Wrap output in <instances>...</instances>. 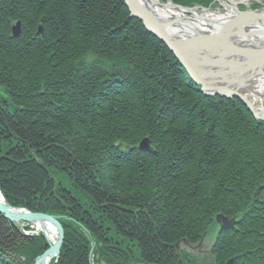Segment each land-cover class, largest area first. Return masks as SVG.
Segmentation results:
<instances>
[{
    "label": "trees",
    "instance_id": "obj_1",
    "mask_svg": "<svg viewBox=\"0 0 264 264\" xmlns=\"http://www.w3.org/2000/svg\"><path fill=\"white\" fill-rule=\"evenodd\" d=\"M182 68L122 0H0V192L61 215L55 264H264V122ZM217 213L238 224L215 234L208 262L173 247ZM46 248L0 214V264Z\"/></svg>",
    "mask_w": 264,
    "mask_h": 264
},
{
    "label": "water",
    "instance_id": "obj_2",
    "mask_svg": "<svg viewBox=\"0 0 264 264\" xmlns=\"http://www.w3.org/2000/svg\"><path fill=\"white\" fill-rule=\"evenodd\" d=\"M122 1L127 6L130 15L142 20L145 29L150 34L160 39L174 54L181 66L183 65L186 69L190 78L199 85V90L202 93L207 95L222 94L229 98H238L252 112L255 118L261 115L260 111H256L254 108L247 91H249L250 94L251 92L253 93L249 83L253 76L257 75L259 72L264 74L263 69L253 72L256 67L248 62L250 60L260 62L261 58L264 57V21L259 27H254V24H258L260 19L252 20L251 16H248L245 20L249 23L236 20L222 22L217 27L203 28L198 26V22L190 21V16H188L189 12H186L187 16L185 20L188 23H193L191 25L187 24L186 26L185 23H179L176 19L172 20L173 22H162V17L153 12L148 0ZM193 8L201 11L210 10L209 7H202L200 5H196ZM237 8L234 7V9ZM255 11L256 10L247 9L240 11L239 13L243 18ZM250 20L254 22L250 23ZM40 31L41 28L39 26L37 33ZM11 32L12 37L19 35V21L12 24ZM193 43L198 47L194 49L192 45H190ZM195 52L198 55L194 54ZM238 53H240L239 57L241 58L239 61L235 58V55ZM258 53H261L262 57L257 56ZM199 55L204 58L208 56L212 57L210 60L205 58V62L209 63L211 67H214L217 70L213 72H211V69L203 71L206 67L201 68L199 66L203 64L198 63L196 60V64H198L197 66L192 60V56L198 57ZM250 72L256 74H253L251 77L248 74ZM208 78H212V80H217V78H219L220 80H223V82H227L228 85L223 86L219 85V83L210 82ZM137 148L150 150L148 139L143 137L138 143ZM259 189L260 188L255 191L254 196L257 195ZM18 209L20 208H14L7 203L0 202V213L13 223H16L19 220L31 221L44 218L54 225L57 234L55 241L48 247V249L39 255L34 263L46 264L44 259L50 255H55L60 249L63 241L62 225L55 216L41 212L34 213L24 208V210L21 209L22 211H18ZM236 220L235 216L229 218L222 213H217L215 215V222L218 224L219 230L234 227V224L238 221ZM177 244L178 243L176 242L173 246H176ZM231 262L232 258L228 259L226 264H230Z\"/></svg>",
    "mask_w": 264,
    "mask_h": 264
},
{
    "label": "bare ground",
    "instance_id": "obj_3",
    "mask_svg": "<svg viewBox=\"0 0 264 264\" xmlns=\"http://www.w3.org/2000/svg\"><path fill=\"white\" fill-rule=\"evenodd\" d=\"M148 1L151 4L153 12L155 14H157L158 16L162 17L161 18L162 22H166V23L173 22L172 20L176 19L179 23H182V22L185 23L186 26H187V24L188 25L193 24V23H188L185 20L186 16H187L186 12H189L188 16H190V18H189L190 21L198 22L199 23L198 26L203 27V28L217 27L222 22H230V21H236V20H239L240 22L249 23V22H247L245 20V18L247 19L248 16H251L252 20H259L260 19L258 24H254V27H259V25L264 21V0H253L252 2L256 3L254 5L256 6L257 3H259L260 4L259 7H261V8L259 10H256L253 13L251 12L250 15H247V16H245L243 18H242V15H240V13H239L240 11L238 9H234V7H238V5H244V6H248L247 7V9H248L252 5V3L251 4L249 3V2H251V0H217L219 2V4L223 7L222 10H218V11H212V10H202L201 11V10H197L196 8H193L194 6H191V5H181V4L178 5V4H175L171 0H166L165 2H162L161 0H148ZM129 16L131 18H135V17H132L130 15V12H129ZM135 19L139 20L138 18H135ZM161 19H160V21H161ZM252 20H250V23L254 22ZM139 21L141 22L142 26L144 27L142 20H139ZM39 26L41 28V31L39 33H37V34H40L42 32V27H41V25H38V27ZM38 27H37V31H38ZM183 27H184V25H183ZM20 31H21V29H20ZM18 34H20V32ZM190 45H192V47L194 49L196 47H198V46L195 45V43L190 44ZM194 54L198 55L196 52ZM239 56H240V53L235 55V58H236L237 61L241 60V58ZM257 56L262 57V54L258 53ZM205 58L208 59V60L212 59V57H210V56L205 57ZM205 58L202 57L201 55H199L198 57L192 56V60L194 61L195 64L197 63L196 62V60H197L198 63L203 64V65H201L199 67H201V68L206 67V68L203 69V71H205L207 69H211L212 70L211 72L216 71L217 69H215L214 67H211L209 65V63L205 62L206 61ZM256 59H258V58H256ZM248 62H249V64H251V65L256 67L255 70H253V72L259 71L261 69L264 70V57L261 58L260 62H254L253 60H250ZM196 65L198 66V64H196ZM258 65H260V66H258ZM182 67H183V65H182ZM182 69H183L184 73L187 75V77L190 78V76L188 75V72L186 71V69L184 67ZM248 74L252 77V75L256 74V73L250 72ZM214 77H217V76H214ZM252 79H253V83L252 84H251V82H249V83L251 85V90L253 91V94L258 95L257 96L258 98L263 99L264 98V74L259 72L257 75L253 76ZM208 80L210 82H213V83H219V85H223V86L228 85L227 82H223V80H220L219 78H217V80H215V79L212 80V78H208ZM247 92L249 93V95L251 97L252 95L250 94V92L249 91H247ZM203 94H205V93H203ZM205 95H207V94H205ZM207 96H210V97L218 96V97H221V98L229 99V97H226V96H224L222 94H218V95L213 94V95H207ZM230 98H234V97H230ZM250 100H251L252 104L254 105V108L256 109V111H260V114H261V115H259L256 118L254 117V115H253V117L255 118V120L257 122H259V123L262 122L263 123L264 122V106H262L260 103H258L254 96L252 98H250ZM261 110H263V111H261ZM137 149H139V148H137ZM140 150H142V149H140ZM45 172H46L47 175L51 176L50 178H53V179L58 178L57 173H53V170L48 169ZM64 178H66V177H64ZM66 183L69 185V187H71V188L68 187L71 190V192L74 193V191H76V190L70 185L68 180H66ZM63 186H65L64 180H63ZM68 188H66V190H64V189H60V190L63 191L64 193H70V190ZM55 194H56V192H55ZM52 195H53V193H52ZM68 195L69 194H66V196H68ZM44 197L45 196L42 195L39 199L42 202H44V201L49 199V198L45 199ZM0 202L6 203V201H5L4 197L2 196L1 192H0ZM13 207L14 208H20V209H18V211H22V210L26 209L25 207H23L24 209L22 207H17V206H13ZM34 213H36V212H34ZM46 214L55 216L56 218H58V221H59V218L61 216L59 214H50V213H46ZM2 216L4 217V215H2ZM225 216H227V215H225ZM232 216L236 217V215H232ZM232 216H227V217L230 218ZM236 219L238 220L237 217H236ZM9 222H11V221H9ZM11 223H13V222H11ZM13 224L16 225L18 230H20L21 233L23 235H25V236H40L43 240H45V243L47 244V248L46 249H48V247L51 244H53V242L55 241L56 236H57L56 229H55L54 225L50 221H48V220H46L44 218L31 220V221L30 220H19L16 223H13ZM236 224H238V221L234 224V227L229 228V229H234L236 227ZM221 230H224V229H221ZM221 230H219V226L215 222L214 229L212 231H209V232H204L202 234L201 238L198 241L202 240V238L204 236H207L209 233H211V236H212L211 246H212L215 234L217 232L221 231ZM63 237H64V231H63ZM182 239L178 240L177 243L179 244L180 242H182V241L184 242L186 240L185 238H182ZM91 244H92V246H91V249H90V253L92 252L93 246L95 247V245H96L95 240H94V245H93V243H91ZM176 246H173V247L177 248ZM46 249L42 250V252L40 254H42ZM58 253H59V251L55 255H50V256L46 257V259H44L45 263L46 264H55V262L57 260ZM40 254L35 256V258L33 259L32 264L35 263V260L39 257ZM190 255L193 256L192 254H190ZM232 261H233V259H232ZM90 264H93V262L90 261ZM225 264H226V262H225Z\"/></svg>",
    "mask_w": 264,
    "mask_h": 264
},
{
    "label": "rangeland",
    "instance_id": "obj_4",
    "mask_svg": "<svg viewBox=\"0 0 264 264\" xmlns=\"http://www.w3.org/2000/svg\"><path fill=\"white\" fill-rule=\"evenodd\" d=\"M162 2H165L166 0H161ZM172 1V0H171ZM253 0H251V2H249L250 4L252 3L251 7L248 8L250 10H257L261 7L259 3H257V5L255 6L254 2H252ZM177 4V3H176ZM192 6H196V5H192ZM202 6V5H201ZM203 7H209L210 10L212 11H218V10H222L223 7L219 4L218 1L215 0H211V3L208 6H203ZM248 6H244V5H238V8L240 11L243 10H247ZM251 84L253 83V79L250 80ZM251 97L253 96L255 97V99L257 100L258 103H260L262 106H264V98L260 99L257 96L251 92ZM64 182H65V186L69 187V185L66 183L65 178H63ZM71 188V187H69ZM74 194L77 195L80 199H84L85 197L81 196L78 192L74 191ZM212 243V236L211 233H209L207 236H204L202 238V240L198 241V242H190L188 240H185L184 242H180L176 247L178 249H183L185 251H187L188 253L192 254L193 257H195L197 260L202 261L203 263L208 262L209 261V251H210V246Z\"/></svg>",
    "mask_w": 264,
    "mask_h": 264
}]
</instances>
